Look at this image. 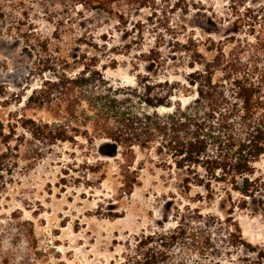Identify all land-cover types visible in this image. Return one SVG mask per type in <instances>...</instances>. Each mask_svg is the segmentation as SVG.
<instances>
[{"label": "rangeland", "instance_id": "1", "mask_svg": "<svg viewBox=\"0 0 264 264\" xmlns=\"http://www.w3.org/2000/svg\"><path fill=\"white\" fill-rule=\"evenodd\" d=\"M236 2L157 0L154 14L125 4L110 14L78 0H0V122L11 136L9 150L0 144V151L8 150L7 167L0 170L1 262L118 264L136 236L173 226L176 207L224 216L229 204L222 185L214 184L211 200L195 185L182 193L179 172L157 144L128 152L89 126L71 133L73 142L35 138L27 120L58 121L57 110L28 97L56 76L86 69L101 77L96 86L121 93L141 92L146 79L183 81L185 58L175 51L176 39L194 36L201 48L207 39L223 41L225 51L234 45L227 42L231 36L252 40L236 23ZM151 51L160 65L145 60ZM177 96L188 101L184 93ZM255 167L264 179V157ZM233 197L239 201L237 193ZM232 218L243 238L264 250V211L256 200L235 208ZM220 264H264V258L230 249Z\"/></svg>", "mask_w": 264, "mask_h": 264}, {"label": "trees", "instance_id": "2", "mask_svg": "<svg viewBox=\"0 0 264 264\" xmlns=\"http://www.w3.org/2000/svg\"><path fill=\"white\" fill-rule=\"evenodd\" d=\"M78 1L110 14L123 4L148 7L154 14L157 4V0ZM247 1L237 0L231 7L236 23L252 40L231 36L227 42L234 45L225 51L223 41L207 39L201 48L194 36L176 39L175 51L185 58L183 81L146 79L141 92L121 93L111 86H96L101 77L96 70L86 69L74 77L56 76V81L44 82L28 97L38 107L57 110L53 116L58 121L27 120L31 123L27 129L37 139L73 142L71 133L89 126L128 152L134 145L157 144L179 172L182 193L195 185L211 200L214 184L222 185L223 200L229 204L223 217L189 205L176 207L173 226L136 236L118 264H220L230 249L264 258V250L247 242L232 218L234 209L245 208L250 199L264 211V179L256 175L255 167L264 157V3L245 5ZM119 18L125 23L122 14ZM173 31L167 26L168 33ZM41 45L45 47L44 41ZM145 60L161 63L157 51ZM179 93L188 101L178 98ZM10 137L0 122V144L8 150ZM6 151H0V170L7 167Z\"/></svg>", "mask_w": 264, "mask_h": 264}]
</instances>
